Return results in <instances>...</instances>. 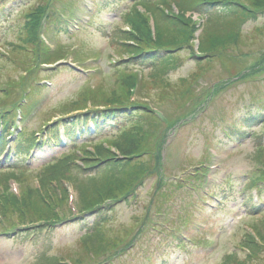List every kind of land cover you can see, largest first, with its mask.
<instances>
[{"label":"rangeland","instance_id":"1","mask_svg":"<svg viewBox=\"0 0 264 264\" xmlns=\"http://www.w3.org/2000/svg\"><path fill=\"white\" fill-rule=\"evenodd\" d=\"M238 1L249 11L239 26L241 37L226 45L229 49L220 53L224 48H215L206 59L200 58L203 31L234 16L219 10L200 17L193 9L182 15L191 17L199 30L172 53L173 64L151 66L131 62L134 51L123 50L126 45L119 38L129 31L126 12L140 5L134 0H0V110L7 100V108L20 109L13 113L19 131L41 133L36 140L45 142L46 131L57 126L46 130L48 122L107 107L99 101L106 89L125 103L149 109L122 118L120 128L112 121L92 132L94 136L77 140L80 150L87 147L96 155L94 149L104 141L112 148L111 138L139 120L144 121L149 150L154 144L153 153L134 158L148 159L143 164L147 170L119 200L106 198L99 209L77 216L89 207L82 202L83 184L115 170H107L106 163L88 168L87 154L80 152L60 163L74 152L63 125L61 145L43 146L26 162L23 157L8 165L4 159L14 153L16 139L9 136L10 152L7 147L0 157V194L20 198L32 188H53L57 218L44 223L34 217L19 221L16 213L0 214V264H264V205L252 211L264 203V184L252 188L251 183L264 172V5ZM178 3L186 8L184 0ZM39 5L45 9L43 56L28 63L25 54H37L25 51L31 48L24 43L26 24ZM177 5H169L177 9L175 14ZM147 18L152 29L151 15ZM191 24L181 25L187 37ZM165 40L167 47L182 42ZM55 51L62 54L63 63L42 65ZM23 78L32 86L25 87ZM124 91L129 94L122 95ZM95 116L90 117L91 128ZM162 143L160 163L155 155ZM112 151L121 159L116 148ZM56 159L57 165L51 166ZM23 166L25 171L16 169ZM49 171L64 179H58L59 186L42 180ZM99 227L107 243L96 253L86 238Z\"/></svg>","mask_w":264,"mask_h":264},{"label":"trees","instance_id":"2","mask_svg":"<svg viewBox=\"0 0 264 264\" xmlns=\"http://www.w3.org/2000/svg\"><path fill=\"white\" fill-rule=\"evenodd\" d=\"M135 4L140 3V5H136L135 9H130L126 12V24L129 27V31L125 32L122 31V34L127 35V37L120 36L121 43L125 44L123 50L126 49H133L134 53L129 58V60L133 63H140V64H147V65H157V63H163L169 66V64H173V61H175L174 56L172 53H174L177 49H180L181 45L185 42L186 44L190 42V39H192L193 34L197 32L199 29L193 21L191 17H186L183 14L184 11L189 12L191 10H195L196 13L202 16H214L216 14V11L226 10L229 15L234 16L231 18H222L221 22L212 23V25L207 28V31L205 33V30L201 34L200 37V47H199V55L200 58L206 59V55L208 53L212 54V51L215 50V48H221L223 47L224 50H221V52L226 51L229 49L226 47L231 42H235L238 40V37H241L239 35V26L241 24L242 19H247L248 16V9L247 6L243 4V2L238 0H184L185 7H182L179 3L177 5V0L173 1V4L177 5V8H179L178 14H175L174 11L170 8L169 0H134ZM181 1V0H180ZM252 0H250L251 2ZM142 3V4H141ZM196 6H195V4ZM254 5H264V0H254ZM138 6H142L145 9V13L148 15H151V20L154 21V31L155 35L153 34V30L150 27V21L147 18V15L144 16L143 13L140 12ZM259 7V6H258ZM182 11V12H181ZM185 12V13H186ZM45 9L44 5H39L37 9L34 10V12L30 15L29 21L26 24V38L24 39V43L26 45L31 46L30 49H25V51H31L34 54H37L35 56L28 55L27 58L25 54L24 61H27L28 63L31 62L34 58H41L43 54H41L40 46L42 44L41 35L45 32V26L44 22L42 23L41 20L44 17ZM228 15V14H224ZM53 17V16H51ZM50 17V18H51ZM49 18V19H50ZM190 22V23H189ZM192 23V24H191ZM189 25L191 24L190 30H189V36L188 32L185 28H181V25ZM182 30H181V29ZM205 33V34H204ZM204 35V37H203ZM179 38L182 40L180 43H175L173 47H167V43H165V39L168 38ZM190 38V39H189ZM164 41V42H163ZM229 41V42H228ZM159 43H162L160 46H156ZM132 45V46H127ZM137 48H134V47ZM18 49L23 51L24 47H17ZM40 53V54H38ZM55 56L52 58V56L47 57L48 59L43 60L44 64L46 61L49 63L48 65L55 64L59 61H61L62 54L59 52H55ZM194 58H199L195 57ZM23 61V62H24ZM79 61V60H78ZM81 62V61H79ZM166 67V66H165ZM30 69V70H29ZM26 70V73L28 71H31V68ZM126 75V74H123ZM133 80H135V76H132ZM26 80V78H23ZM32 83V82H31ZM39 84V82H38ZM32 86L28 85V82L26 80L25 87ZM96 91V89H95ZM128 95L127 91H124L122 95ZM103 99H99V101H102V103H107L106 106L97 107V109L92 110L88 114H79L74 116H66L62 117L56 122H48L46 125V130L53 126V124L57 125L56 127H52V130H47V134L50 133L51 136H48L47 140L43 143H40V141L37 139V133L29 135L24 130L18 135V140L14 144L15 148V155L10 158L9 156L6 157V164L12 165L15 161H19V159H22L23 157L28 158L29 155H31V152L44 147H49L51 145H59L60 144V133H59V126L63 125L65 128V135L67 139L69 140L70 144L72 145L71 148L74 151L71 153V155L66 156L65 158L61 159L59 162L68 161L71 157H77V153L80 152L81 154H84L87 156V159L85 160V163L88 164V168L91 169H97L100 168L103 163H106L107 167L106 169L109 171H114V173H111L110 175H101L100 178H95V176H91L90 181H86L83 184V200L82 202L89 206L87 209H84L81 213H92L93 211L99 209V203L103 201L106 198L112 197L113 199L117 200L119 197L123 196V192L129 189L130 184L140 178L142 174L147 170L146 166H143L144 162H149L148 159L145 160H139L136 161L134 158H139L143 155H148L150 153H153L154 144L152 151L148 148L149 144L147 143V135L145 133V129L143 127V122H133L132 125L123 127L121 133L118 137L111 138V146L112 148H116L119 152L118 158L115 155V152L113 153L112 148L110 147L109 142H102L100 146L96 147L94 150L97 152L96 155L90 154L87 151V147L80 150L81 146H78L76 142L79 139H84L87 135L88 136H94L92 135L90 131V117L92 114H96L95 118L92 119L91 122H93L94 125V131L99 132L100 130H103L110 125V122H114V125L116 128L121 127V119L122 118H129L132 116H136L137 110H143L146 114L147 110L149 109L146 105L142 104H131L128 102H123L119 100L118 94L115 93L114 95L108 93L106 89L102 92ZM113 95V96H112ZM121 95V94H120ZM95 101H97V98H93ZM5 101V100H4ZM97 101V103H99ZM8 103V100L5 102V106H3L0 110V156L4 152L7 145L10 143L9 136L11 137V131L14 128L15 124V116L13 113L14 111L18 110V108L13 107L12 109L7 108L6 105ZM74 108L76 111L78 109L77 102H74ZM109 105V106H108ZM19 107V106H18ZM133 109H136V111H133ZM88 110V109H87ZM138 115V114H137ZM143 116V113L139 112V117L141 118ZM74 120L71 123H65L66 121ZM65 123V124H64ZM44 128V130H45ZM58 128V129H57ZM98 135V134H97ZM96 135V137H97ZM78 136V137H77ZM99 136V135H98ZM72 141V142H71ZM76 143H73V142ZM107 144V147H104L103 145ZM163 145V144H162ZM161 145V149H162ZM263 147V146H261ZM160 148H158V155H155V161L157 162L158 159H160L161 163V151ZM21 156V157H20ZM20 157V158H19ZM26 162V159H25ZM63 163V162H62ZM92 163V164H91ZM2 164V163H1ZM57 165V159L56 162H52L51 166ZM160 167V165H157V170ZM15 168V166H14ZM19 169V171H25V166ZM108 171V172H109ZM110 173V172H109ZM24 174V173H23ZM46 178L43 177L42 180H49V183L52 185L53 182L57 183L58 185V179H61V177H58L55 175L54 172L49 171ZM15 177V176H13ZM252 188H256L257 184H264V172L254 179L252 182ZM48 185V184H46ZM59 186V185H58ZM52 190L53 188H50L48 190L44 189H30L26 192V194L21 195L20 198H18L16 195H5V193L0 194V203L2 202V205H0V214L4 215L5 217L12 216L14 213L18 215V220L25 221L28 217H34L38 218L37 220L42 222H49L52 219L57 218V215L54 213V209L56 208L54 205H52ZM81 193V192H80ZM44 194L46 197H44ZM62 194L66 196V193L62 191ZM82 194V193H81ZM117 194V195H116ZM126 194V193H125ZM125 199V198H123ZM119 200V199H118ZM261 207L255 205V207L252 208V211L259 210ZM84 214V216H85ZM9 215V216H8ZM3 218V216H2ZM19 220V221H20ZM102 227H99L97 231H95V234L87 235V240L91 244H93L92 251H97L96 253H101V249L103 246H106L107 240L105 238V235L100 236V233H103L101 230ZM101 230V231H99ZM97 232V233H96ZM253 249L258 250L257 246H253ZM59 264L61 262H58ZM64 264V263H63Z\"/></svg>","mask_w":264,"mask_h":264}]
</instances>
